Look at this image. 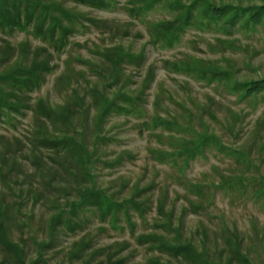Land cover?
I'll use <instances>...</instances> for the list:
<instances>
[{
    "label": "rangeland",
    "instance_id": "obj_1",
    "mask_svg": "<svg viewBox=\"0 0 264 264\" xmlns=\"http://www.w3.org/2000/svg\"><path fill=\"white\" fill-rule=\"evenodd\" d=\"M89 2L0 24V264H264V0Z\"/></svg>",
    "mask_w": 264,
    "mask_h": 264
},
{
    "label": "trees",
    "instance_id": "obj_2",
    "mask_svg": "<svg viewBox=\"0 0 264 264\" xmlns=\"http://www.w3.org/2000/svg\"><path fill=\"white\" fill-rule=\"evenodd\" d=\"M80 1L90 3L89 1H91V0H88V1H86V0H80ZM21 2H23V3L26 2L27 3V5L24 6L23 14H24V17H25L26 21H28V22L32 19V16L34 15L35 10L38 9V7H40V5H39L40 4L39 3L40 0H0V24L2 26H6V27H20V25H21L22 22H20V12H21L20 7H21V5L19 6V4ZM10 5H11V7L9 8L8 6H10ZM45 6H46V8L49 7V5H45ZM46 8L45 7H40L41 14L38 16L39 17V22H40V23H38V25H39L38 28H41L40 25H42L44 19H46V18H44L45 17V13H47L49 11V10H46ZM42 14H43V16H42ZM51 23H52L53 27L57 24L54 21H52ZM115 50L116 49L107 50V54L110 55V54H112L111 51H115ZM13 74H15L16 76L13 77ZM5 75H6V78L4 80H6L7 83H11L12 87L15 88V86L18 85L17 80H19V79H20L21 82H28V81H30V80H26V79L29 78V75H31V72H27L26 68H24L23 70L22 69H17V71H15V72L13 71V72L7 73ZM5 75H3V76H5ZM253 87H254L253 85H250L248 87L247 93H250L251 91H253V89H254ZM102 99L105 102L108 101V99H107V97L105 95L102 97ZM78 100H79L78 97L75 98V100L72 102V105H70V107L69 106H64L62 109H58L59 111H56L55 110L54 112L56 113L57 118L60 117L61 119H64V120H67L69 117L71 118V115L73 113L74 106H79V104H75ZM8 101H9L8 95L5 92H3V91L0 90V107L5 106L6 105V102H8ZM36 103L37 104L35 105V107L37 109L40 108V105L44 106V104L41 101V99L37 100ZM71 106H73V109L71 108ZM68 107H69V110H71V114L68 113L69 112V110H67ZM46 116L47 117H50L51 114H46ZM91 156L94 157L95 156V153L94 152L91 153ZM106 197H110V196L106 195ZM130 200L133 201L134 198L131 197ZM97 201H99L101 203V205H102V208H104L106 210L108 208H113V207H116V206L117 207H120L122 205V204H120L118 202L112 201V200L107 199L105 197H104V199H101V197H98L97 198ZM124 202H127V201H124ZM151 235L152 234L147 233V234H142L141 237H142L143 240H145L147 238H149V240L150 239H154V237H151ZM2 238L4 239L3 242L6 244L8 250H15L16 251V249L19 248L16 243L9 242L6 239L5 232L2 231L1 228H0V239H2ZM77 244H79L78 245V249L76 250V252H74V251L72 252V255L74 256V258H79L80 255H81V253L83 252V250L87 246V242L84 239H81V241H79ZM233 253L236 256L237 254H239V251L238 250H235V251H233ZM92 257L93 256H91V258ZM150 262L152 264H161L156 259L155 260H152Z\"/></svg>",
    "mask_w": 264,
    "mask_h": 264
}]
</instances>
